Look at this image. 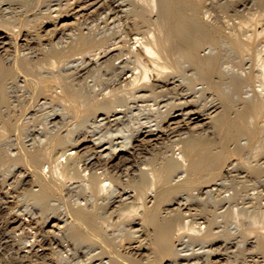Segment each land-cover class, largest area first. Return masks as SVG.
<instances>
[{
    "label": "bare ground",
    "instance_id": "obj_1",
    "mask_svg": "<svg viewBox=\"0 0 264 264\" xmlns=\"http://www.w3.org/2000/svg\"><path fill=\"white\" fill-rule=\"evenodd\" d=\"M221 82L238 113L264 116V0H0V264H211V248L185 240L216 234L204 199L161 208L157 186L174 191L180 169L217 178L229 152L196 132L223 123L206 97ZM150 151L160 169L141 162Z\"/></svg>",
    "mask_w": 264,
    "mask_h": 264
},
{
    "label": "rangeland",
    "instance_id": "obj_2",
    "mask_svg": "<svg viewBox=\"0 0 264 264\" xmlns=\"http://www.w3.org/2000/svg\"><path fill=\"white\" fill-rule=\"evenodd\" d=\"M244 18L245 17L241 16L238 17L237 20H242ZM193 70L194 69L191 68V70L188 73L189 75L188 80L190 81L195 80V78H192V74H191L193 73ZM195 81L200 84L203 83V81H201L200 79H197ZM258 82L259 81L257 80L254 79L252 80L251 84L253 88L260 89L259 86L261 82L259 83ZM226 86H227L226 84L221 82L217 89L218 93H216L213 90L206 91V97L208 98L207 100L214 101L219 104L220 115L224 119L223 123L220 124L217 123L216 121H211L205 127V130H201V131L199 130L198 132H196L197 134H200L202 137L212 141L211 152H221V153L227 151L229 152L225 161L221 162L222 164L216 170L218 172L217 178L211 180V182L208 183L206 182L208 180L209 173L212 172V170L209 168H203L198 171H192V169L191 170L188 169V172H184V173L182 172L183 170L180 169L173 174L172 178L176 177L177 179L178 176H183L182 183L174 191L172 192L166 191V194H168L169 196H166V194H164L165 191L163 190L165 187H163L162 184L158 185L160 188L157 186V196H158L157 204L160 205L159 207L161 208L164 207L168 208L169 205L171 208H175L178 206V203L180 202L186 203L188 202L187 200L193 197L194 194L195 195L197 194L198 196H200L199 198L204 199L203 205L205 207L202 208L203 209L202 216L207 217L211 220L212 219L215 220L213 223V227L216 234L206 239V242L204 243L194 241L193 238L185 237V240L188 241L186 248L187 249L189 248L191 250L193 248L195 250H202L200 248L205 245H206V249L211 248L213 250L211 256V261H212L211 264H241V263L264 264V252L261 251L258 246L261 241V237H262L261 235L264 234V217H263L264 189H262L264 187V168L263 169L260 168V165L264 160V159L262 160V158L264 157V150H263L264 116L260 117L258 120L252 119L251 117L252 114L250 109L244 112L245 114L238 113L239 110L242 108V106H244V100L241 97L240 98L235 97L232 93H227L225 88ZM248 104L249 103H247L246 105ZM3 117L12 119V123L15 124V126L19 122V117L16 116V114L13 115V113L12 115L9 116L4 115ZM228 117H232L233 122H228L227 120ZM0 120H2L1 116H0ZM240 122L241 123L243 122L244 124H246V126L242 129V131L239 132L238 124ZM250 129L258 130V133L255 137L250 136ZM15 133L14 131H10V135H15ZM239 144H241L243 148L241 151L238 152L236 150V147ZM161 151H164V149H162ZM204 155H209V154L204 153ZM146 157H148L149 159H144V158L141 159V162L143 164L145 163L148 164L149 167H155L160 169L163 165V158L165 157V154L158 151L157 152L150 151L146 154ZM259 170H261V172ZM224 175H226V177ZM176 179L175 181H177ZM214 183L215 184L218 183L217 185L218 186L220 185L222 187L220 186L217 187V185H215ZM206 188L214 189L216 196L219 193L222 195L230 194L231 196H233L232 200L230 201L231 204H225L223 207H221V205H213L210 204L208 201L206 202L207 196L198 194L200 193V191L202 192L207 190ZM215 189H218V191H216ZM150 197L152 198V196L149 195L147 200H150L151 199ZM53 200H59V197L58 196L53 197ZM58 202H60V200ZM196 202L194 200L193 204L190 205L194 210H196L195 209L197 204ZM114 210L115 208H111L109 211L111 212ZM233 210L235 213L233 212ZM198 212L199 209L195 213L198 214ZM147 214L144 215V218L147 217ZM1 217H0V226L4 224L7 215L3 216V218ZM148 217H153V216L148 215ZM201 220L202 219H200V222L204 221V219L202 221ZM145 225L147 227L149 226L147 230L149 229L151 233L147 237L144 236V242L146 243V246L149 247L151 250V248L155 246L154 245V241L156 239L154 236L155 226L147 222H145ZM206 225H207L206 222L202 224V226H206ZM174 233L175 234L178 233L176 227L172 228V234L175 235ZM189 233H190L189 230L185 231L186 236H189ZM173 240L177 242L178 237L177 238L173 237ZM131 243L133 242L130 241L126 242V246H128ZM134 244L135 243H133V245ZM221 246L223 247L221 248ZM228 246H231L230 249ZM172 258L173 257L170 256L165 257L166 261L163 264H170ZM258 260H260L261 262ZM2 262L5 263V258L3 259Z\"/></svg>",
    "mask_w": 264,
    "mask_h": 264
}]
</instances>
